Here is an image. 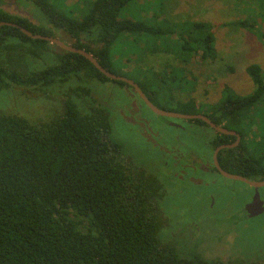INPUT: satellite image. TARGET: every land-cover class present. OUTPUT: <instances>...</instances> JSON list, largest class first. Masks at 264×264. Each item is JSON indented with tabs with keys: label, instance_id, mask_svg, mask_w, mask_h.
<instances>
[{
	"label": "trees",
	"instance_id": "obj_1",
	"mask_svg": "<svg viewBox=\"0 0 264 264\" xmlns=\"http://www.w3.org/2000/svg\"><path fill=\"white\" fill-rule=\"evenodd\" d=\"M9 1L18 8V2L26 1L36 13L23 9L31 18L11 10ZM134 1L92 0L82 7L83 14L72 17L50 0H0V22L19 24L34 34H59L119 75L112 70V47L120 37L173 32L121 19L122 9ZM234 24L249 28L245 21ZM192 30L193 36L181 29V56H213L210 25L194 23ZM176 69L159 73L162 81L174 82ZM247 73L254 92L240 97L225 90L212 111L205 112L213 122L240 129L250 119L247 110L264 101L262 68L250 65ZM108 84L130 89L79 54L30 38L18 28L0 27V91H12V104L21 101L33 110L29 115L0 111V264H264L240 254L203 257L166 242L170 229L161 207L165 185L114 139V92ZM137 84L162 108L158 91ZM196 108L193 101L181 103L183 114H195ZM192 122L207 127L201 120ZM228 158L233 162H222L225 171L264 180L262 160ZM243 214L249 213L244 209Z\"/></svg>",
	"mask_w": 264,
	"mask_h": 264
},
{
	"label": "rangeland",
	"instance_id": "obj_2",
	"mask_svg": "<svg viewBox=\"0 0 264 264\" xmlns=\"http://www.w3.org/2000/svg\"><path fill=\"white\" fill-rule=\"evenodd\" d=\"M90 1L50 0L72 17L83 14L82 7ZM18 4L21 9L14 3H10V9L15 8L31 18L32 15L23 9L36 13L26 1ZM120 18L144 21L153 28L173 31L126 34L112 47V70L158 91L160 106L167 111L181 113V103L193 101L197 113L210 112L225 90L240 97L254 92L256 87L247 73L250 65L260 66L264 74V40L261 37L264 34V0H136L122 9ZM242 21L247 22L249 28L234 24ZM194 23L210 25L215 37L216 52L207 59L201 58L202 52L196 55L184 52L181 56V44L185 43L181 29L192 31L193 36L196 34L192 30ZM54 36L65 42L61 35L54 33ZM174 68H177L173 72L175 81L163 82L159 73L172 72ZM109 87L114 92L110 100L114 139L126 148L128 157L165 185L166 195L161 207L168 219L167 230L170 229L166 242L182 245L203 257L224 259L240 254L247 259L264 261V212L256 216L242 213L244 205L253 198V188L218 173L181 168V152L189 160L206 156L204 165L211 167L212 150L206 136H211L212 131L188 125L185 130L173 128L168 119L143 107L127 86L108 84ZM169 87L174 89L169 90ZM12 96V91H0V111L13 109L25 115L32 113L29 104L21 101L12 104ZM247 115L250 118L245 121L247 149L252 158L262 160L260 165L264 169V101L248 109ZM165 161H169V166ZM261 179L258 176L252 181ZM258 193L264 201V187Z\"/></svg>",
	"mask_w": 264,
	"mask_h": 264
},
{
	"label": "flooded vegetation",
	"instance_id": "obj_3",
	"mask_svg": "<svg viewBox=\"0 0 264 264\" xmlns=\"http://www.w3.org/2000/svg\"><path fill=\"white\" fill-rule=\"evenodd\" d=\"M129 90L132 92V94L137 95V97L141 101V105H143V107L148 108L145 105L144 101L141 99V97L135 92V90L131 86H130V89ZM159 108H161V107H159ZM198 114H200V113L187 114V115H198ZM200 115L206 116L215 125L220 126V127L224 128V129H227V128H225V123H222V124L219 125V124L213 122L208 114L202 113ZM165 119H168V123L173 128H176L178 130L179 129L180 130H185V129H187L186 128V125H188L191 128H193L195 126V127H200L202 130L204 128L205 131L207 129L212 131V135L211 136H208L209 139L206 136V138H207V144L209 145L210 149L212 150V155H211V158H210L211 167L210 168L209 167L207 168L204 165V162H206V156H204L203 159H199V158L195 159V157H193L192 159L189 160L181 152V168H184V170H189L190 171L191 169L196 168L197 170L198 169H201L202 171H208L209 173H218L219 175H221L219 173V171L217 170V168L215 167V163H214V157H215V155H216V160H217V162H218V164H219V166H220L221 169H223L222 162L226 166L228 164L229 165H232L233 159H229L228 158V155H232L233 157H235L236 160H237V162H239L238 160H241V163H243V161H245L246 155H250L249 154V151L247 149L246 136L244 134L245 133V129H246V124L245 123H243V124H245V126L241 125V128L240 129L239 128H236V129L235 128L227 129L228 131L234 132V135H229V134H222V133L216 131L215 129L211 128L207 123H205L203 120H201V121H203L207 125V127L199 126V125L195 124L194 122H192V121H195L197 119H195V120H183V119H172V118H165ZM149 131L152 132V130L150 128H149ZM183 144L184 143H182L181 146ZM173 145H175V144H173ZM173 145H172V147H173ZM165 151L167 153L166 156H169L168 151L167 150H165ZM164 163H166V166H169V161H165ZM173 163H174V161H173ZM196 163H198V165H196ZM176 165H177V163H176ZM180 171H181V169H180ZM183 173H186V171H184ZM235 175H238V174H235ZM228 180H230V179H228ZM231 181H233V180H231ZM253 190H254V188H253ZM259 191H260V189H259ZM255 201H256V199H255V190H254L253 198L246 205L247 206L248 205H251ZM261 201H263V200L261 199ZM246 205H244L243 208L247 211V206ZM211 208H212V206H211ZM244 209H243V211H244ZM251 210L253 211L255 209L253 208ZM243 211H242V213H243ZM248 213L251 214V212H248Z\"/></svg>",
	"mask_w": 264,
	"mask_h": 264
},
{
	"label": "water",
	"instance_id": "obj_4",
	"mask_svg": "<svg viewBox=\"0 0 264 264\" xmlns=\"http://www.w3.org/2000/svg\"><path fill=\"white\" fill-rule=\"evenodd\" d=\"M1 26H11V27H15L20 29V31L22 33H24L25 35H27L30 38L33 39H40V40H45L48 41L49 43L58 46L60 49H63L65 51L68 52H72V53H76L79 54L83 57H85L86 59H88L102 74H104L105 76H107L108 78H111L113 80L116 81H121L126 83L127 85H130L135 92L141 97V99L144 101L145 105L155 114L158 115L160 117L163 118H172V119H183V120H203L205 123H207L211 128L215 129L216 131L222 133V134H229V135H234V132L228 131L227 129H224L220 126L215 125L214 123H212L206 116L204 115H187V114H182V113H175L172 111H167L165 109L159 108L157 107L155 104H153L150 99L146 96V94L143 92V90L141 89V87L133 80L123 77V76H119L116 75L106 69H104L99 62L94 58L93 55H91L90 53L82 50V49H78L76 47H73L72 45H69L65 42H63L62 40L54 37V36H47V35H41V34H34L32 32H30L29 30H27L26 28L22 27L19 24L13 23V22H1L0 23V27ZM214 163H215V167L217 168V170L219 171V173L230 180L233 181H240L243 183H246L247 185L251 186L254 188L255 190V199L256 201L253 202L251 205L247 206V211L251 212L252 216H256L259 214H262L264 212V202L261 201L260 196H259V189L264 187V180L261 181H252L249 180L247 178H244L240 175H235V174H231L228 173L226 171H224L223 169L220 168L217 160H216V155L214 157ZM255 209V210H251V209ZM251 210V211H250ZM250 215V213H249Z\"/></svg>",
	"mask_w": 264,
	"mask_h": 264
}]
</instances>
